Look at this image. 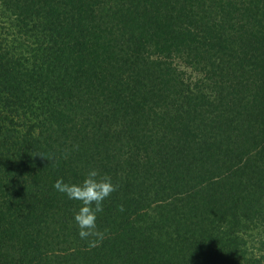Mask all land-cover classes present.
Segmentation results:
<instances>
[{
  "label": "trees",
  "instance_id": "obj_1",
  "mask_svg": "<svg viewBox=\"0 0 264 264\" xmlns=\"http://www.w3.org/2000/svg\"><path fill=\"white\" fill-rule=\"evenodd\" d=\"M90 167L95 247L53 187ZM254 228L264 0H0V264H264Z\"/></svg>",
  "mask_w": 264,
  "mask_h": 264
},
{
  "label": "clouds",
  "instance_id": "obj_2",
  "mask_svg": "<svg viewBox=\"0 0 264 264\" xmlns=\"http://www.w3.org/2000/svg\"><path fill=\"white\" fill-rule=\"evenodd\" d=\"M53 187L69 200L80 202L73 216L79 237L87 240L92 247L102 242L105 232L98 227V218L104 211L105 201L117 190L118 185L112 178L99 169L90 167L82 180L66 182L61 177Z\"/></svg>",
  "mask_w": 264,
  "mask_h": 264
},
{
  "label": "rangeland",
  "instance_id": "obj_3",
  "mask_svg": "<svg viewBox=\"0 0 264 264\" xmlns=\"http://www.w3.org/2000/svg\"><path fill=\"white\" fill-rule=\"evenodd\" d=\"M12 21V18L7 20ZM180 68L186 70L187 74L192 78L195 79L197 78V73H195V71H193L189 66H184V64H180ZM247 242L249 244V246L251 248H257V252H263L264 251V234L258 229V228H254L251 232H250V236L247 237ZM262 239V240H260Z\"/></svg>",
  "mask_w": 264,
  "mask_h": 264
}]
</instances>
